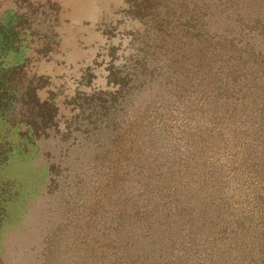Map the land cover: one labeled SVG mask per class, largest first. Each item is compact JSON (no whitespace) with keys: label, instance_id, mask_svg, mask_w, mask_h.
I'll list each match as a JSON object with an SVG mask.
<instances>
[{"label":"rangeland","instance_id":"374dc122","mask_svg":"<svg viewBox=\"0 0 264 264\" xmlns=\"http://www.w3.org/2000/svg\"><path fill=\"white\" fill-rule=\"evenodd\" d=\"M0 264H264V0H0Z\"/></svg>","mask_w":264,"mask_h":264}]
</instances>
